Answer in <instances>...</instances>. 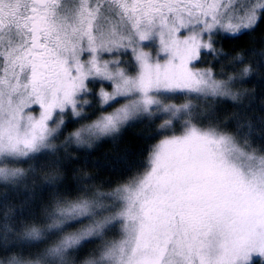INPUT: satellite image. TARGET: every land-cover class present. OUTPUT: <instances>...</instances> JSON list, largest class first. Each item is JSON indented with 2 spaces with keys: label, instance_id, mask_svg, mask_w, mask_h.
Wrapping results in <instances>:
<instances>
[{
  "label": "snow or ice",
  "instance_id": "snow-or-ice-1",
  "mask_svg": "<svg viewBox=\"0 0 264 264\" xmlns=\"http://www.w3.org/2000/svg\"><path fill=\"white\" fill-rule=\"evenodd\" d=\"M0 264H264V0H0Z\"/></svg>",
  "mask_w": 264,
  "mask_h": 264
}]
</instances>
